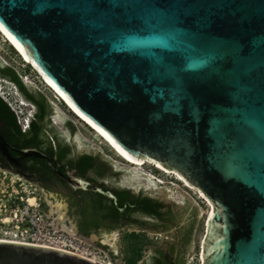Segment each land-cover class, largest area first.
Here are the masks:
<instances>
[{
    "label": "water",
    "instance_id": "95a60500",
    "mask_svg": "<svg viewBox=\"0 0 264 264\" xmlns=\"http://www.w3.org/2000/svg\"><path fill=\"white\" fill-rule=\"evenodd\" d=\"M0 25L125 156L176 172L213 204L205 264H264V0H0ZM12 152L118 203L0 135L10 164ZM0 264L96 263L0 241Z\"/></svg>",
    "mask_w": 264,
    "mask_h": 264
},
{
    "label": "rangeland",
    "instance_id": "374dc122",
    "mask_svg": "<svg viewBox=\"0 0 264 264\" xmlns=\"http://www.w3.org/2000/svg\"><path fill=\"white\" fill-rule=\"evenodd\" d=\"M0 62L5 67H8L7 64H9L19 74H28L32 82V85H29L32 87V92L46 96L52 106L57 104L53 91L44 82L42 74L33 65L24 62L15 50L5 43L1 35ZM23 71L25 72L23 73ZM0 93L12 108L21 114L20 118H24V115L33 109L29 104H19L22 100L20 94L15 86L6 79L0 78ZM58 105V107L54 106L58 116L53 118L52 126L62 134L61 138H66L74 146L75 153L101 155L111 163L115 172L122 173L119 179L106 178L104 182L107 185L128 188L135 194L143 191L145 196L162 202L170 220L162 223L145 217L143 219L150 222V225L160 226L174 233L177 231L182 236L190 234L186 247V264H203V244L208 232V214L213 204L196 188L193 187L195 190H190L178 179L177 175H180L174 171L164 169L167 172L165 173L148 163L143 166L131 165L119 157L104 139L99 137L63 103L58 102ZM65 122L73 124L76 128L75 134L67 131L63 125ZM24 183L26 188H24ZM24 189L37 190L38 197L45 202L49 211L58 220L59 225L62 223L66 229L71 230L78 227L79 217L76 214V208L72 206L67 196L49 192L36 183L0 167V208L11 197L19 193L22 194ZM62 215H64V220H61ZM88 238L92 239L91 244L100 251L101 258L107 262L137 264L151 254L153 249L160 246L164 236L154 230H142L137 226H132L124 229H102L92 232ZM112 258L115 260L114 262Z\"/></svg>",
    "mask_w": 264,
    "mask_h": 264
},
{
    "label": "trees",
    "instance_id": "16d2710c",
    "mask_svg": "<svg viewBox=\"0 0 264 264\" xmlns=\"http://www.w3.org/2000/svg\"><path fill=\"white\" fill-rule=\"evenodd\" d=\"M0 72L11 78V83L21 98L35 108L28 130L23 131L16 113L0 96V135L13 147L37 149L55 158L62 165L60 169L62 173L74 172L76 177L96 184L117 196L118 203L115 204L112 199L95 191L74 190L52 172L44 160L23 158V166L27 172L36 173L43 179L56 181L66 191L65 195L76 208L80 232L85 237L100 229L113 230L115 225L123 221L138 222L146 226L150 225V222L144 220V217L159 222L170 220L165 212V205L158 199L145 196L143 191L135 194L128 188L107 185L104 182L106 178L119 179L122 173L115 172L111 163L101 155L75 153L74 146L66 138L62 139V134L52 126L53 118L57 117L58 113L46 96L38 92L33 93L32 87L25 84L13 68L2 66L1 62ZM63 125L71 134L76 133V128L71 122H65ZM12 155L22 158L21 155L13 152ZM2 161L0 155V164ZM42 187L51 191L49 183L42 184Z\"/></svg>",
    "mask_w": 264,
    "mask_h": 264
},
{
    "label": "built area",
    "instance_id": "2783aa9c",
    "mask_svg": "<svg viewBox=\"0 0 264 264\" xmlns=\"http://www.w3.org/2000/svg\"><path fill=\"white\" fill-rule=\"evenodd\" d=\"M7 66L11 68L9 64ZM19 76L25 84L32 85L28 74H19ZM12 110L16 113L23 131L28 130L30 121L26 122L22 116L20 118L21 114L13 108ZM24 188H26L25 183ZM30 195L36 198V202L32 205L26 201ZM57 221L45 202L38 197L37 190L24 189L22 194L11 197L1 205L0 239L52 248L88 261L101 259L100 251L96 247L71 229L62 228Z\"/></svg>",
    "mask_w": 264,
    "mask_h": 264
},
{
    "label": "flooded vegetation",
    "instance_id": "af4514ba",
    "mask_svg": "<svg viewBox=\"0 0 264 264\" xmlns=\"http://www.w3.org/2000/svg\"><path fill=\"white\" fill-rule=\"evenodd\" d=\"M13 158L16 159L17 163L12 162L10 164V162H8L2 158L3 161H2V164H0V167L4 168L6 170H9L10 172H12L13 174H16V175H18L19 173H24L25 175H27L29 177L31 176L33 179L29 180V181L34 182L41 187H42V184H48L49 183L50 190H51L49 192H56V193H59L61 195L66 194V191L56 181L47 180L45 178L43 179L42 177H40L36 173L27 172V170H25V168L23 166L24 159H22L21 157H15V156H13ZM13 167H15L16 171L13 169ZM18 176H20V175H18ZM20 177L23 178L22 176H20ZM26 180H28V179H26ZM162 223H164V222H162ZM132 226H137L138 228H141L142 230H154V231L159 232L160 234H163V236H164L163 240L160 242V246L158 248L153 249L151 254H149L146 258H143L137 264H186V247H187V244L189 242L190 234L189 235L187 234L186 236H182L177 231L175 233L170 232L169 230H167L165 228H161L160 226H154V225L144 226V225H140L138 222L126 223L125 221L120 222V224L115 225L114 229H124V228L132 227ZM77 228H78L77 233L80 236H84L80 232L79 222H78ZM100 230H102V229H100ZM140 253H142V252H140ZM112 261L114 262L115 260H113V258H112Z\"/></svg>",
    "mask_w": 264,
    "mask_h": 264
},
{
    "label": "bare ground",
    "instance_id": "6f19581e",
    "mask_svg": "<svg viewBox=\"0 0 264 264\" xmlns=\"http://www.w3.org/2000/svg\"><path fill=\"white\" fill-rule=\"evenodd\" d=\"M0 35L3 37L5 43L8 45V46H11L18 54L19 56L24 60V62H27L26 61V57H25V53H24V49L7 33V31L3 28V27H0ZM29 63L30 65H33L31 62H27ZM34 66V65H33ZM35 67V66H34ZM37 70V69H36ZM43 76V75H42ZM43 79H44V82L51 88V90L53 91V94H54V100L57 102V104H55L57 107L59 106L58 105V102L60 103H63L66 108H68L72 113H74V115H76L78 118H80V120H82L84 123H86L99 137H101L102 139L105 140V142H107L111 148H113V150L115 151V153L118 154L119 157L125 159L128 163H130L131 165H134V166H143L145 165L146 163L148 164H151V165H154L156 168L160 169L161 171L167 173L166 171H164L163 168H161L159 165H156L152 163V161H149L147 159H143L142 162H136V161H133L131 160L130 158H128L127 156H125L122 151L104 134L102 133L96 126H94L90 121H88L87 119H85L83 116H81L80 114H78L71 106L70 104L65 100V98L57 91V89L43 76ZM24 105V103L22 104ZM54 105V106H55ZM177 175V174H176ZM178 179L180 181H182L190 190H195L192 186H190L189 184H187V182H185V180H183V178H181L180 176H178ZM26 201L29 203V204H34V202H36V198L34 197V195H30L28 197V199H26ZM214 212V206H211V210L209 211V214H208V220H207V224L209 223V219L212 215V213ZM62 219L61 220H64V215L61 216ZM8 221H6L7 223ZM60 225L62 226V228H65V226L60 223ZM59 225V226H60ZM66 229V228H65ZM74 232V228L72 230ZM0 241H3V242H11V243H18L16 241H9V240H3V239H0ZM19 244V243H18ZM203 255V254H202ZM203 257V256H202ZM91 262L93 263H96V264H112L110 262H107L106 260H104L103 258L99 259V260H96V259H93V260H90ZM203 261V264H205V259L203 258L202 259Z\"/></svg>",
    "mask_w": 264,
    "mask_h": 264
},
{
    "label": "clouds",
    "instance_id": "9594fccd",
    "mask_svg": "<svg viewBox=\"0 0 264 264\" xmlns=\"http://www.w3.org/2000/svg\"><path fill=\"white\" fill-rule=\"evenodd\" d=\"M33 109L31 110V111H28V113L26 114V115H24V119H26V120H28L29 119V121H31V119L33 118V116H34V113H35V108L32 106V105H30Z\"/></svg>",
    "mask_w": 264,
    "mask_h": 264
},
{
    "label": "snow or ice",
    "instance_id": "6c2138e0",
    "mask_svg": "<svg viewBox=\"0 0 264 264\" xmlns=\"http://www.w3.org/2000/svg\"><path fill=\"white\" fill-rule=\"evenodd\" d=\"M0 27H2V25H0Z\"/></svg>",
    "mask_w": 264,
    "mask_h": 264
}]
</instances>
